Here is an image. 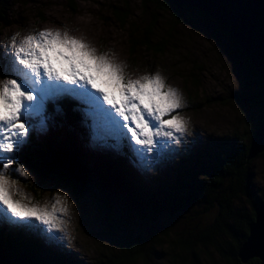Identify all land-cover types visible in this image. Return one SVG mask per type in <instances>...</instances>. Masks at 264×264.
Returning a JSON list of instances; mask_svg holds the SVG:
<instances>
[{"label":"rangeland","instance_id":"1","mask_svg":"<svg viewBox=\"0 0 264 264\" xmlns=\"http://www.w3.org/2000/svg\"><path fill=\"white\" fill-rule=\"evenodd\" d=\"M120 5L130 6L131 13L135 15L132 19L135 28L145 30L153 21L152 16L143 11L141 0H8L3 3V7L10 9L13 7L11 24L9 26L0 24V50L10 43V37L16 33L20 34L17 37L19 40L38 30L68 31L70 35L95 48L97 54H106L117 63L126 65V72L133 79L146 74L160 73L165 77L166 83L178 89L183 97L184 106L177 112L182 119L188 121L184 142L177 145L176 154L162 159L158 165L147 171L142 170L134 162L131 153L132 163L136 164L137 171L149 182L154 177L172 182L182 179L185 183L190 182L193 177L200 180L205 176V172L201 171L204 166L201 162L205 160L202 158L207 153L213 155L212 150L215 148L212 144L231 137H239L246 142L250 132L256 127L259 110L247 104L240 96L248 97L253 94L258 88L255 85L257 79L248 66L246 57L240 54L217 26L199 11L185 12L183 16L189 24L179 27L173 23L174 9L169 14H161L155 23L157 28L153 43L160 42L162 37L169 40L170 45L165 54L159 55L145 49L136 51L130 40L132 32L124 29L111 14L113 8ZM67 100L73 102L71 105L75 106L76 110L80 109L78 111L82 118L91 125L88 130L85 128L90 141L94 143L106 137L103 133L97 136L93 120L87 116L85 106L79 101L61 99L58 103ZM54 108L55 105L49 103L47 111ZM61 114L63 113H59ZM51 124L53 125L49 119L46 131H32L29 142L17 156V161L25 167L28 175L14 174L12 177L18 181L17 187L21 192L39 206H47L49 210L50 202L57 195L61 198L67 196L66 204L57 205L58 209L67 207L66 214L57 213L62 215L67 223L61 225L64 232L56 235H62L65 239L49 240L43 234L35 233L39 234L44 242L78 263L107 264L109 259L120 254L119 243L125 235L137 231L147 241L149 240L147 247L148 245L150 247L153 245V237L164 232L167 224V229L173 237L187 231L191 224L175 222L169 218L172 220L170 224V221H164L166 217L150 223L145 220L144 215V220H137L140 222L135 225L132 223L131 226L129 224L130 227L127 226V222L115 223L116 218L120 221L127 219L122 215L124 209L121 200L119 214L116 212L117 206L110 199L106 203L101 192L103 196L96 194L95 182L93 183L95 187L91 183H85L83 189L74 188L62 181L56 169L44 164L40 156L43 153L30 158V153L39 152V149L34 147L36 145L34 141L47 145L45 135L50 133V128L53 127ZM106 138L115 144L104 146L103 150L99 151L108 155L107 158L110 159L112 153L123 150V142H118L112 137ZM81 139L80 136L79 141ZM59 149L67 153L65 147ZM86 150H90L89 146ZM73 152L70 150V154ZM249 160L254 161L251 167L254 176H251L250 181L255 182L257 188H261L264 186V158L258 156ZM82 163L80 162V165L93 171V174L105 175L101 166L96 164L83 166ZM13 167H16L15 163ZM186 187L189 189L190 184ZM197 211L201 220L199 222L197 219L196 222L213 223V218L206 217V212L199 208ZM135 214L138 215L136 212ZM112 230L118 232L120 236L113 238ZM159 251H162V254L157 258L150 255L146 264H173L172 256L162 258L167 256L165 254L168 252L167 248ZM200 254L202 264H222V259L214 251L211 252V256Z\"/></svg>","mask_w":264,"mask_h":264},{"label":"trees","instance_id":"2","mask_svg":"<svg viewBox=\"0 0 264 264\" xmlns=\"http://www.w3.org/2000/svg\"><path fill=\"white\" fill-rule=\"evenodd\" d=\"M7 1L2 0L0 4V24L4 26L11 24L13 11V7H3V3ZM141 7L153 18L145 30L132 25L135 15L131 13L130 6H115L111 14L124 29L132 32L130 40L136 51L145 49L159 55L165 54L170 45L169 40L164 37L160 42L153 43L157 28L155 23L161 14H169L174 9L173 23L179 27L189 24L188 20L184 19L185 12L196 11L191 8L178 10L171 0H141ZM203 16L214 23L222 35L233 43L236 50L245 56L232 36L224 33L211 17L205 14ZM247 63L257 79L255 85L258 88L250 96L240 98L259 110L256 127L250 132L246 142L239 137H231L212 144L215 148L212 150L213 155L207 153L202 158L205 160L201 162V165H204L201 171L205 172V176L200 180L193 177L188 183L182 179L172 182L155 177L149 182L137 171L136 164L132 163V154L125 142L122 143L121 152L117 150L115 154L112 153L110 159L107 158L108 155L99 150L115 143L106 137L94 143L90 141L86 130L91 125L82 118L78 111L80 109L76 110V107L71 105L73 102L70 100L59 103L62 116L55 112V108L49 110L53 127H49L50 133L45 135L47 145L34 141V147L39 149V152L30 153V158L43 153L41 157L50 159L54 149L59 147H65L67 151L73 150L83 162V166L99 165L105 175L116 178L122 186L128 188L132 196L129 201L132 207H135L140 220H144L145 215V220L150 223L166 217L164 221H170V224L172 220L169 218L175 222L191 224L186 232H180L175 237L167 229L168 224L164 225L166 229L153 237V245L150 247H147L149 240L137 231L125 235L122 242L119 241L120 254L109 259L107 264H146L150 255L156 258L161 255L162 251L159 249L162 248L168 249L165 253L167 256L162 258L172 256L173 264H202L200 253L211 256L212 251L222 259V264H244L239 256L240 250L249 236L250 225L256 219V208L264 202V186L257 188V184L250 181L251 176H254L251 173L254 161L249 160L254 134L264 120V108L261 106L262 89L256 69L248 59ZM80 136L82 139L79 141ZM87 146L89 151L86 150ZM259 157L264 158V153ZM62 181L68 183L64 179ZM189 184L188 189L186 186ZM198 208L206 212V217L213 218V223H199L201 217L198 215ZM197 219L199 222H196ZM35 233L20 226L0 222V264H83L55 250ZM111 235L113 238L120 236L114 230ZM246 264H261V261L253 259Z\"/></svg>","mask_w":264,"mask_h":264},{"label":"snow or ice","instance_id":"3","mask_svg":"<svg viewBox=\"0 0 264 264\" xmlns=\"http://www.w3.org/2000/svg\"><path fill=\"white\" fill-rule=\"evenodd\" d=\"M19 36L14 34L0 50V221L63 240L56 234L64 232L61 225L67 221L57 213L66 214L67 207L57 205L66 204L67 196L57 195L49 210L21 192L12 178L28 175L17 156L32 131L47 130L48 104L59 114V100L79 101L97 136L126 142L134 162L147 171L184 142L188 121L177 112L184 100L160 73L133 79L126 65L97 54L68 31Z\"/></svg>","mask_w":264,"mask_h":264},{"label":"water","instance_id":"4","mask_svg":"<svg viewBox=\"0 0 264 264\" xmlns=\"http://www.w3.org/2000/svg\"><path fill=\"white\" fill-rule=\"evenodd\" d=\"M2 0H0L1 2ZM178 10L185 8L195 9L201 14L211 17L221 30L232 36L239 48L245 53L251 65L256 69L261 81L262 99L264 108V0H171ZM51 120V119H50ZM54 149L51 158H43L44 164L56 169L59 177L67 181L72 187L84 188L85 183L95 187L96 194L104 195L117 206L120 214L119 201L127 219H115V223H125L130 226L140 222L135 214L129 199L132 197L127 187L122 186L114 177L95 175L87 167L80 165V158L74 152L71 155ZM264 153V120L254 134L249 159H254ZM74 156V157H72ZM61 167L62 169L58 168ZM98 173V172H97ZM66 178V179H65ZM103 194H101V193ZM104 203V202H103ZM133 215V216H132ZM137 221V222H136ZM240 259L246 264L250 260L259 259L264 264V202L256 208V219L250 225L249 236L240 250Z\"/></svg>","mask_w":264,"mask_h":264},{"label":"bare ground","instance_id":"5","mask_svg":"<svg viewBox=\"0 0 264 264\" xmlns=\"http://www.w3.org/2000/svg\"><path fill=\"white\" fill-rule=\"evenodd\" d=\"M66 106V105H65ZM230 145H231V143H230Z\"/></svg>","mask_w":264,"mask_h":264}]
</instances>
